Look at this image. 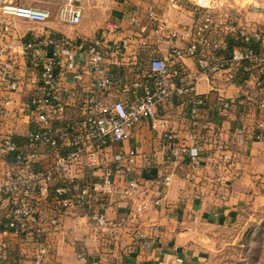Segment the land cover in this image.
I'll return each mask as SVG.
<instances>
[{
  "label": "built area",
  "instance_id": "2783aa9c",
  "mask_svg": "<svg viewBox=\"0 0 264 264\" xmlns=\"http://www.w3.org/2000/svg\"><path fill=\"white\" fill-rule=\"evenodd\" d=\"M194 6L203 12L193 27L190 43L183 48L174 46L177 33L166 32L155 12H147V20L156 25L154 37L165 41L171 51L168 59L151 58L148 63H137L130 84H122L103 68L105 43L99 38L87 43L61 37L20 44L24 60L39 69V84L26 105L20 108L23 114L35 117V125L26 136V141L20 144L12 135L0 133V159L12 157L19 169L17 173H6L0 182V207L6 213L8 234L32 236L44 243L46 223L57 228L66 213L86 211L102 239L111 240L123 227V221H112L107 217L109 204L115 200L129 202L130 220L138 221L150 209L161 207L173 181L171 165L185 158L194 171L189 179L196 181L198 176L195 171L203 167L201 138L211 124L202 119L207 99L198 93L197 85L202 79L214 84L218 77L227 84H246L252 72L256 71V86L264 88V28L251 30L239 24V10L232 13L210 12L203 3H194ZM2 16L46 23L52 19L53 13L44 8L12 6L6 0H0V18ZM82 17L83 7L79 0H65L56 13V20L71 28L77 27ZM130 20L133 25L140 24L136 14H132ZM215 34H224L226 39L233 38L239 41V46L224 55L221 44L209 40ZM131 41L124 39L115 45L119 52H123L132 45ZM150 43V37L146 36L138 38L136 45L145 49ZM46 46L86 51L88 63L79 70L90 78L98 79L102 96L123 91L132 92L133 98L125 100L116 97L108 103L94 93H86L78 108L80 117L54 131L51 125L64 119L69 105L59 71L61 63L45 57ZM9 57L8 48L0 46V83L3 91L16 92L20 86L13 73L18 65ZM185 59L195 61L196 73L188 70ZM175 102L187 106L189 130L186 140L190 144H179L176 131L167 130L163 134L165 144L162 149L145 158L147 173L155 170L159 157L167 163L161 179L150 187L139 174L140 153L136 149L126 150L124 144L130 141L132 131L147 121L152 122L153 129L158 124L168 125L160 116ZM13 103L14 100L0 96V127L4 125L10 112L8 108ZM232 106V101L220 97L215 109L222 113ZM259 111L264 113V101L259 104ZM16 113V110L13 111V114ZM235 138L241 145L264 141V121L256 123L255 133L251 135L238 128ZM44 148L49 149L50 154H44ZM215 151L219 153L215 163L225 173L216 178L217 186L224 192L219 198L224 201L229 185L237 177L234 172L237 161L230 145L223 140L217 141ZM149 191H155L156 195L151 197ZM41 198L52 199L55 204L54 214L47 222L39 213ZM129 230L140 235L142 241L156 243L155 237H149L145 232ZM8 255L7 244L0 243V264H4ZM47 255V247L42 244L34 255L33 264H43ZM79 257L87 264H98L95 260L89 261L90 256L84 252ZM177 261L182 263V259Z\"/></svg>",
  "mask_w": 264,
  "mask_h": 264
},
{
  "label": "crops",
  "instance_id": "0c3cea01",
  "mask_svg": "<svg viewBox=\"0 0 264 264\" xmlns=\"http://www.w3.org/2000/svg\"><path fill=\"white\" fill-rule=\"evenodd\" d=\"M12 6H27L47 8L46 0H6ZM189 0H103L97 5L83 7L81 23L74 28L59 23L56 14L46 23H37L13 16L0 18V46L7 47L10 61L17 63L13 73L14 80L19 83L16 92L3 91L0 83V96L3 99L14 100L8 110L5 123L0 127V133L13 136L20 144L26 141V136L35 125V117L20 112L31 95L38 87L39 69L22 56L20 44L28 41H43L45 39L70 38L78 43H87L99 38L105 43V53L102 65L113 77L122 84H130L133 80L135 65L148 63L151 58H169L171 47L154 37L156 25L147 20V12L153 10L166 32L177 33L174 46L185 47L191 41L193 27L199 16L198 9ZM192 4V5H191ZM264 4V1H263ZM195 9L193 12L192 9ZM50 10V9H49ZM51 11V10H50ZM52 12V11H51ZM53 13V12H52ZM132 14L140 18V24L131 23ZM253 18V17H252ZM258 24L264 28V15L255 17ZM247 20H250L249 18ZM237 22L243 25L237 17ZM257 24V23H256ZM251 30L257 28L245 24ZM116 29V30H115ZM149 36L151 43L148 48H138L137 39ZM167 35L165 34V37ZM131 39L132 45L119 52L116 42ZM210 42L218 41L224 55L230 54L239 41L228 38L224 34H215ZM260 49V48H259ZM45 57L61 63L64 93L69 105L63 120L51 125L56 131L64 123L80 117L79 106L86 93H94L108 103L116 97L129 100L132 92H112L105 97L97 78H90L80 71V67L88 63L86 51L63 50L56 46L45 47ZM184 64L192 73L197 72V65L192 59H185ZM254 71L246 84H227L221 77L213 84L202 79L197 85L199 94L206 96L207 106L202 110L203 121L210 122V129L201 138L203 150V167L195 171L198 176L192 182L189 176L193 174L190 161L185 158L172 163L173 181L161 207L150 209L138 221L130 220L131 205L127 201L115 200L106 210L107 217L112 221H123L121 230L116 231L115 238L102 239L95 223L89 219L86 211L68 212L61 218L60 226L49 227L46 223V236L43 241L32 236L16 237L6 230V213L0 207V243L8 246L9 255L4 264H33V258L38 248L44 244L48 255L43 264H87L79 254L84 252L90 256L89 261L98 264H197L201 259L199 241L206 236L200 228L212 225L230 223L233 217L250 205H264V141L248 145L238 144L236 130L243 128L249 135L255 133V125L264 121V113L259 111V104L264 101V88L256 86ZM220 97L232 101L233 106L227 111L218 112L215 105ZM17 111L13 114V111ZM160 119L168 125L158 124L152 128V122L147 121L132 131L130 141L124 144L126 150L136 149L141 157L138 159L139 174L152 187L161 179L165 161L159 157L155 170L147 173L144 169L145 158L162 149L165 144L163 134L167 130L176 131L179 144L187 143L188 109L174 103L170 110L162 112ZM218 140L227 142L237 161L235 173L237 177L229 185L227 198L220 200L223 189L216 184V178L225 175L223 169L215 161L219 153L215 151ZM44 154H50L49 149H42ZM8 172H19L13 158L0 159V182ZM155 191H149L154 197ZM149 196V197H150ZM39 213L44 221L54 214L52 199H39ZM44 222V223H45ZM145 232L149 237H155L156 243L140 240V235L131 230ZM177 259H182L179 263Z\"/></svg>",
  "mask_w": 264,
  "mask_h": 264
},
{
  "label": "rangeland",
  "instance_id": "374dc122",
  "mask_svg": "<svg viewBox=\"0 0 264 264\" xmlns=\"http://www.w3.org/2000/svg\"><path fill=\"white\" fill-rule=\"evenodd\" d=\"M46 1L47 8L55 15L65 0ZM79 1L83 7L103 2V0ZM189 1L193 6L194 3H203L210 12L232 13L239 10V21L243 25L257 27L253 29L262 28L255 17L264 15V0ZM192 10L195 12L194 8ZM197 12L195 13L199 16L196 19H199L203 11ZM248 18L250 20H247ZM179 105L182 106L181 103ZM200 230L206 237L199 241L201 259L196 262L197 264H264V205L247 206L234 216L230 223L206 226Z\"/></svg>",
  "mask_w": 264,
  "mask_h": 264
}]
</instances>
